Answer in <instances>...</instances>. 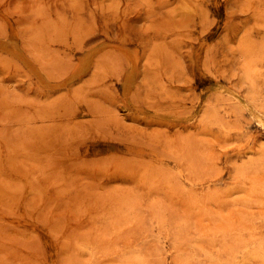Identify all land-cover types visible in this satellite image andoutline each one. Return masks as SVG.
<instances>
[{"label":"rangeland","instance_id":"rangeland-1","mask_svg":"<svg viewBox=\"0 0 264 264\" xmlns=\"http://www.w3.org/2000/svg\"><path fill=\"white\" fill-rule=\"evenodd\" d=\"M0 264H264V0H0Z\"/></svg>","mask_w":264,"mask_h":264}]
</instances>
